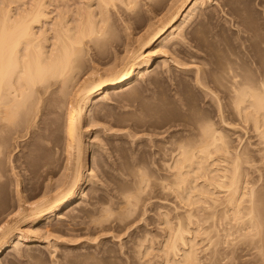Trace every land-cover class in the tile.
<instances>
[{
  "label": "bare ground",
  "instance_id": "1",
  "mask_svg": "<svg viewBox=\"0 0 264 264\" xmlns=\"http://www.w3.org/2000/svg\"><path fill=\"white\" fill-rule=\"evenodd\" d=\"M143 1L79 0L73 11L68 5L61 8L60 3L56 7L58 0H0V160L5 153L6 137L17 141L25 135H45L54 130L47 124L41 127L44 116H61L63 125H59L65 137L61 177L46 186L40 201L28 199L17 182V207L0 219V256L11 249L21 257L28 248H38L28 245L41 239L38 236L41 223L65 220L83 204L81 199L88 194L85 185L96 179L89 156L95 142H86L90 122L87 118L92 116L89 109L93 105L100 108L153 73L150 69L153 56H148V51L167 54L168 48L184 41L183 33L189 21L210 0H175L168 6L170 15L165 20L160 17L163 22L157 23L150 35H144L146 38L139 48L132 46L127 34L131 28L121 19L126 33L124 55L115 57L113 65L108 70L104 68V72L97 65L88 66L91 46H98L113 35L112 12L120 8L132 11ZM166 62L163 60L162 64ZM202 75V68H198L196 82L205 90L208 87ZM215 84L217 92L227 95L230 114L240 124L251 125L257 143L233 146L232 135L236 133H229L238 131L239 123L228 121L215 93L221 127L210 119L200 118L189 135L180 137L171 150L168 148L170 157L167 154L169 159L161 165L166 182L157 184L178 203L174 206L175 218L168 212L160 224L167 233L160 251L157 250L162 254L159 257L163 258V264H202L201 239H207V248L203 251H210L207 259L213 262L234 234H238L236 241H259L257 248L264 261L263 209L259 206L264 189L256 188L251 179L254 173H260L254 156L264 164V71L255 76L230 62ZM134 173L139 182L134 194L132 187L131 195L128 193L130 196L127 194L124 200L130 208L136 205L133 203L138 205L139 196L147 187L144 184L150 181H146V175L140 170ZM206 223H210L207 229L203 225ZM152 241L139 245L138 257L153 254L156 248Z\"/></svg>",
  "mask_w": 264,
  "mask_h": 264
},
{
  "label": "rangeland",
  "instance_id": "2",
  "mask_svg": "<svg viewBox=\"0 0 264 264\" xmlns=\"http://www.w3.org/2000/svg\"><path fill=\"white\" fill-rule=\"evenodd\" d=\"M58 1L56 7L60 3L58 6L63 5L61 8L68 5L73 11L79 2ZM174 1L145 0L132 11L123 8L113 11V35L106 42L91 46L87 65H97V69L104 72L113 65L115 57L124 55L126 33L121 19L131 28L127 34L132 46L139 48L140 42L142 44L146 38L144 35H150L157 23L160 25L161 19L165 20L170 15L168 10ZM183 34L184 41L174 48H168L167 54L161 51L153 53L156 49L152 50L153 54L148 51V56H153L150 68L153 73L138 80L133 89L122 91L118 97L110 100L111 103L102 104L103 108L93 105L89 109L93 122L87 118V122H90L86 129V142H95L89 156L96 179L94 184L85 185L88 194L81 199L83 204L65 220L41 223V233L47 227L45 233H40L38 236L41 239L28 245L39 247L28 248L21 257L11 249L7 250L0 256L2 264L164 263L158 251L167 233H164V225L160 224L168 212L171 218H175L174 206L178 203L171 193L164 192L157 184L166 182L162 166L170 157L168 148L171 150L180 137L189 135L200 118L210 119L221 127L215 93L228 121L239 123L227 108V95L217 92L215 79L230 62L255 76L264 71V0H210L194 14ZM141 35L143 39H140ZM136 37H139V42ZM163 60L167 61L164 65ZM198 68H202L203 82L208 87L205 90L213 91V95L197 84ZM60 117L44 116L42 120L44 124L41 127L47 124L50 130L56 131L51 130L45 135H25L17 141L6 137L5 153L0 160V219L17 207V182L28 199L40 201L46 186H51L61 177L65 137L59 125H63ZM238 126V131L229 133H236L232 135L234 147H242L247 142L257 143L256 133L250 124L239 123ZM254 157V164L260 168V173H254L251 179H254L256 188L263 190L264 164L259 157ZM134 170H140L146 175V181H150L145 182L144 187H147L139 196L138 205L137 202L133 203L136 205L130 208L124 200L132 190L134 194L135 185L139 182L134 177ZM262 203L259 206L263 209L264 224ZM203 225L207 229L210 223ZM202 238L204 240L206 236ZM237 238L238 234L231 236L213 262L207 259L210 251H203L207 248V239H201L199 252L202 264H264L261 251L257 248L261 244L259 241H236ZM151 241L156 248L153 254L138 257L139 245L144 242V245H148Z\"/></svg>",
  "mask_w": 264,
  "mask_h": 264
}]
</instances>
